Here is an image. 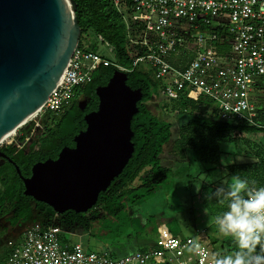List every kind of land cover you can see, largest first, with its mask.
Masks as SVG:
<instances>
[{
    "label": "trees",
    "instance_id": "1",
    "mask_svg": "<svg viewBox=\"0 0 264 264\" xmlns=\"http://www.w3.org/2000/svg\"><path fill=\"white\" fill-rule=\"evenodd\" d=\"M73 1L77 6L76 17L80 27L79 48L97 51L95 47L86 45L88 35L92 32L112 47L115 61L102 62L96 67L91 83L76 90V100L63 114L58 117L46 114V123L43 127L37 128L34 135L24 134L19 129L0 145V151L13 162L12 164L5 161L0 166V219L8 216L11 227L29 221L39 222L44 227L56 226L67 232L73 227H79L89 236L95 235L99 227L98 235L112 241L130 232L136 234L144 232L149 227L157 232L163 224L159 219L155 222L153 219L159 215L142 219L140 209L152 198L164 193L166 186L175 183L171 177L177 171L172 172V169L163 165L161 160L166 147L170 144L173 152L183 161L194 162L199 156L200 161H214L217 166L219 160L216 159L220 157L219 146L234 144L243 137V142L252 150L256 162L250 165L231 166L230 172L247 179L251 186L264 187V149L260 147L261 145H254L257 133H264L263 109L257 107L260 117L258 124L262 126L260 128L222 122L218 119L216 109L210 100L199 98L195 101L186 95L171 100L165 98L169 112L174 113L172 118L154 115L147 108V104L153 97H164L161 95L162 85L154 79L148 67L138 66L132 69L133 60L144 51L131 42L142 29L141 23L131 9V1L125 0L123 14L113 8L110 0ZM127 14H132L134 18L128 19ZM203 30L210 35L215 34L218 38L223 36L212 27ZM224 38L222 43L217 41L213 43L221 55H226L230 51L229 41ZM116 66L131 69L125 73L126 85L132 90L140 89L142 92V99L137 103L138 112L131 121L134 153L122 173L112 181L105 192L99 194L92 210L85 214L72 211L56 214L48 205L24 195V186L15 166L22 177L28 178L33 165L48 159L55 160L64 147L73 148V138L86 129L84 116L97 109L96 88L108 83L113 73L118 71ZM259 89H264V86L259 84L254 91ZM78 97L87 101L84 111L77 105ZM136 181L137 186L134 185ZM213 204L214 200L204 201L206 209L214 214ZM99 207L104 210L102 215L97 211ZM131 208L136 209L137 213L131 214L129 212ZM60 240L63 243H75L74 239L69 240L65 235H62ZM226 243L231 246L224 254L233 252L234 242ZM86 247L84 248L87 251L83 248L84 251L91 253Z\"/></svg>",
    "mask_w": 264,
    "mask_h": 264
},
{
    "label": "built area",
    "instance_id": "2",
    "mask_svg": "<svg viewBox=\"0 0 264 264\" xmlns=\"http://www.w3.org/2000/svg\"><path fill=\"white\" fill-rule=\"evenodd\" d=\"M110 1L118 13H124L125 0ZM130 1L142 25L131 42L144 51L133 60L132 69L148 67L162 85L161 95L169 100L180 95L195 101L205 98L212 102L220 121L262 127L251 94L257 85H264V0ZM206 27L223 36L210 35L203 30ZM224 37L230 51L221 55L213 43H222ZM68 60L36 117L63 114L76 100V90L91 83L96 67L108 63L78 44ZM116 68L123 73L131 71ZM67 233L31 222L19 244L8 242L9 252L0 264H213L215 257L209 241L201 235L179 238L163 234L158 249L115 259L108 253H86L79 243H63L60 237Z\"/></svg>",
    "mask_w": 264,
    "mask_h": 264
},
{
    "label": "water",
    "instance_id": "3",
    "mask_svg": "<svg viewBox=\"0 0 264 264\" xmlns=\"http://www.w3.org/2000/svg\"><path fill=\"white\" fill-rule=\"evenodd\" d=\"M76 8L73 0H0V145L40 111L69 64L80 37ZM126 80L115 71L96 88L97 109L84 116L73 148L36 163L28 178L15 166L25 196L59 215L96 205L134 153L131 121L142 92ZM0 159L13 164L1 151Z\"/></svg>",
    "mask_w": 264,
    "mask_h": 264
},
{
    "label": "rangeland",
    "instance_id": "4",
    "mask_svg": "<svg viewBox=\"0 0 264 264\" xmlns=\"http://www.w3.org/2000/svg\"><path fill=\"white\" fill-rule=\"evenodd\" d=\"M127 18L132 20L134 16L132 14H127ZM86 45L95 47L97 50L96 52L103 57V59L107 61H115L113 51L110 52V48L105 47V45L102 44L92 32L88 35ZM251 100L256 107L264 110V89L253 91L251 94ZM166 103L167 99H165V97H153L147 104V108L151 113L160 118H163L164 116L172 118L174 113L169 112ZM45 123V114H39L37 117L35 116L28 121L27 124L20 129L24 134L31 136L34 135L37 128L43 127ZM176 133L177 132L175 131V134ZM242 138L243 137L238 139L234 144H221L219 146L220 157L218 159L215 158L216 160H219L217 166H215L214 161H200V157L198 156V160L191 162V167L189 169L181 171L179 168L171 167L172 172L175 173L177 171L175 175H172L171 177L175 182L174 185L166 186L164 193L155 196L149 202L145 203L146 206H143L142 209H146L148 215L160 213L163 209L162 213L158 214V218L153 219V222L159 219L167 233H173L179 238L191 237L196 233L198 236L201 235V237L209 241L214 250V255H222V249L220 248L224 247V251H227L231 245L228 246L226 242L233 243L230 238L224 237L218 233L215 224V217L226 210V204H218L214 200V209H212L214 210L213 214L206 209L204 201L208 199V196L215 191V189L224 186L223 183L230 181V178L234 175L230 172L231 166L240 164L250 165L256 162L252 150L245 145ZM254 142V145H261L260 147L264 149V133H257ZM171 146L172 144L166 147V154L164 156L169 163H172L167 158L168 155L173 153ZM222 161H228V163L222 164ZM162 164L165 165V161H162ZM134 185L137 186L138 181H136ZM97 211L99 215L104 213L102 207L97 208ZM130 211L131 214L137 213L136 209L131 208ZM215 212H217L216 215ZM31 222L32 221H29L28 223L11 227L8 223V216L0 219V248L4 246V250L9 252L7 246L8 242H15V245L19 244L22 240V237L19 236L22 235L25 227ZM98 228L93 236L85 235L86 232L79 227H73L69 233L64 235L69 240H73L74 237L75 239L83 240L82 242L88 247L90 252L100 253L103 252L105 247H108L109 243H107L103 237L98 235ZM17 237H19V239L15 240ZM136 250H138V248H132L129 252L118 254L116 256H118L117 258H121L128 254H133Z\"/></svg>",
    "mask_w": 264,
    "mask_h": 264
},
{
    "label": "clouds",
    "instance_id": "5",
    "mask_svg": "<svg viewBox=\"0 0 264 264\" xmlns=\"http://www.w3.org/2000/svg\"><path fill=\"white\" fill-rule=\"evenodd\" d=\"M223 185L208 199L226 204L215 224L219 234L234 242L235 250L216 255L213 264H264V187L251 186L239 174Z\"/></svg>",
    "mask_w": 264,
    "mask_h": 264
},
{
    "label": "crops",
    "instance_id": "6",
    "mask_svg": "<svg viewBox=\"0 0 264 264\" xmlns=\"http://www.w3.org/2000/svg\"><path fill=\"white\" fill-rule=\"evenodd\" d=\"M172 152H173V150H172ZM165 154H163L161 156V160L163 162L165 161V166L170 167V168L175 167V168L181 169V171L186 170V169H189L191 167V162H193L191 160L183 161L178 157V155H176V153L173 152L170 154L171 156L168 155V157H167L170 160V162H172V163H169V161L168 160L166 161V158H164ZM145 206H146V204L144 205V207ZM142 208L140 209V214H141L142 219H145L146 217L152 216V215H148V213L146 212V209L144 210ZM162 210L160 213H162ZM129 212L131 213V211H129ZM160 213L153 214V215H158ZM163 234L178 237L177 235H174L173 233H167L165 231V228L163 225L157 229V232H154V230L151 227H149L144 232H141L138 234L130 232L126 236H123V237H120L117 239H113V241L110 239H105V241H107V243H109L108 247H105L103 252H100V253L91 252V253H94V254L108 253L112 258L119 259V258H117L118 256H116V255L129 252L132 248H138V250H136L135 252H137V251H141V252L153 251V250H156L159 248L160 243L162 241ZM85 235H87V233ZM197 235L198 234L195 233L194 236H197ZM22 236L23 235H21L19 237H22ZM194 236H191V237H194ZM19 237H17L15 240L19 239ZM84 238H85V236H84ZM186 238H188V237H186ZM73 239H74L75 243H79L82 246V248L85 247L84 246L85 244L82 242L83 240L81 241V240L75 239V237ZM86 248H88V247H86ZM211 248H212V246H211ZM212 250H213V248H212ZM221 252L224 254L226 251H224V248H223L221 250ZM7 253H8V251L4 250V246L1 247L0 248V260H2L7 255ZM128 255H130V254H128Z\"/></svg>",
    "mask_w": 264,
    "mask_h": 264
},
{
    "label": "flooded vegetation",
    "instance_id": "7",
    "mask_svg": "<svg viewBox=\"0 0 264 264\" xmlns=\"http://www.w3.org/2000/svg\"><path fill=\"white\" fill-rule=\"evenodd\" d=\"M79 103L81 104V106L84 105V107L82 106L83 109L80 108L82 111H84L85 108H86V105H87V101H86L85 99H83L82 97H78V98H77V105H78V106H79ZM4 162H5L4 160L0 159V166H2V165L4 164ZM92 209H93V208H92ZM92 209H91V210H92Z\"/></svg>",
    "mask_w": 264,
    "mask_h": 264
},
{
    "label": "bare ground",
    "instance_id": "8",
    "mask_svg": "<svg viewBox=\"0 0 264 264\" xmlns=\"http://www.w3.org/2000/svg\"><path fill=\"white\" fill-rule=\"evenodd\" d=\"M38 111H39V110H37L35 113H33V114L30 116V117H31L30 119L34 118V117L37 115ZM7 139H8V138H7Z\"/></svg>",
    "mask_w": 264,
    "mask_h": 264
}]
</instances>
